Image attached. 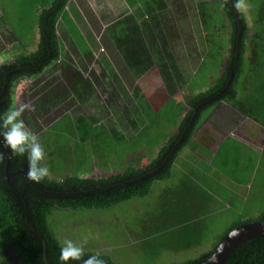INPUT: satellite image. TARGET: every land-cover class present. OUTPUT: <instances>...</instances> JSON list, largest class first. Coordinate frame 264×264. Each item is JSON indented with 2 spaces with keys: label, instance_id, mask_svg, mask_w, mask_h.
I'll use <instances>...</instances> for the list:
<instances>
[{
  "label": "rangeland",
  "instance_id": "374dc122",
  "mask_svg": "<svg viewBox=\"0 0 264 264\" xmlns=\"http://www.w3.org/2000/svg\"><path fill=\"white\" fill-rule=\"evenodd\" d=\"M240 3L255 37L254 43L264 45V0H240ZM221 4L214 1L199 3V10L202 6L205 10V5L211 7L209 16L204 17L203 13L200 18L206 35L212 30L227 35L226 29L231 25ZM36 6V0H0L3 12L0 28H3L4 34L5 31L8 36L10 32L15 33L18 38L11 45L14 48L10 50L12 56L23 54L26 52L23 51L25 45L30 44L32 24L38 17ZM26 9L31 15L20 18L21 12ZM72 30L76 32L75 39L81 43L76 29ZM60 45L62 47L61 42ZM223 48L224 44L213 46L186 81L191 93H198L201 85L210 83V87L215 83H211V77L217 78L222 69L225 60ZM173 52L178 55L174 48ZM203 52L198 46L196 53L199 58ZM182 54L185 56V50H181ZM128 62L127 66L133 67L135 73L141 62ZM248 63L249 59L244 55L243 64L248 66ZM58 69L56 66L52 73L58 74ZM119 69L114 67V70ZM151 71L149 74L160 76L158 65ZM48 77L44 72L34 80L15 84L10 108L22 103L30 106L21 118L26 128L40 137L46 152L43 163L50 169V179L59 180L72 175L101 177L120 172L137 153L142 154L140 166L144 165L155 156L159 144L175 133L183 114L181 110L187 108L186 86L184 91H177V96L173 95L171 101L161 106L157 117H151L148 106H140L142 100H137L135 107L128 104L130 98L119 95L114 97V106H108L113 99L99 96L76 100L69 96L71 90H64L61 94L64 99L60 104L59 87L43 92ZM39 85L40 90L36 89ZM155 86L158 88V84ZM258 94L261 97H257ZM252 95L258 99V104H249L245 109L255 118L263 120L264 91L263 94ZM92 100L97 104H106L108 109L104 106L101 113L88 114L84 106ZM163 100L155 99L154 104ZM78 101L82 103L78 104ZM53 103H56V108ZM210 109L202 112L201 120L208 116ZM169 113L173 116L169 122L164 121ZM78 114L82 117L79 118ZM100 115L105 116L106 121L102 125L93 124V119ZM130 118L143 120L129 127L126 121ZM214 122L218 127L224 121L214 119ZM82 133H87L90 138L82 141ZM158 135L166 137L159 139ZM158 139L159 142L156 141ZM240 144L237 138H229L218 152L212 153L200 142L190 141L175 160L172 175L154 181L145 197H134L109 208L56 209L48 217V224L60 244L65 238L76 243L87 239L84 251L107 255L116 264H181L195 259L213 250L221 237L233 227L260 221L264 212V145L256 150L247 147L253 150L250 155L254 154L255 158L247 160L236 157L239 148H242ZM206 161L213 166L209 175L206 173ZM199 198L205 199V202L202 200L203 206L198 202ZM0 256L5 258L6 264H22L17 252L8 246L0 247Z\"/></svg>",
  "mask_w": 264,
  "mask_h": 264
},
{
  "label": "crops",
  "instance_id": "0c3cea01",
  "mask_svg": "<svg viewBox=\"0 0 264 264\" xmlns=\"http://www.w3.org/2000/svg\"><path fill=\"white\" fill-rule=\"evenodd\" d=\"M51 1L36 0L38 16L45 4H49ZM211 1L221 2L222 0H68L56 23L58 41L59 44L62 43L60 55L56 62L49 65L44 71L50 77L46 79L47 85L45 88L43 87V92L59 87L58 91L61 92L71 90L69 96L73 98L92 99L105 96L113 99L111 100L112 104L110 103L108 106H114V97L117 98L119 95L130 98L131 101L128 104H134L135 107H137L136 101L142 100L143 103L140 106H148L153 111L171 101L170 97L177 96L179 91H184L185 86L188 90L187 100L195 94L204 93L209 88L210 83L201 85L198 93H191L186 84V81L195 73L199 63L204 61L203 58L209 54L213 46L224 44V48L221 50L225 52L223 55L225 60L222 69L219 71V76L225 73L232 55L231 26L226 29V36L225 33L220 35L219 32L214 33L213 30L206 35L202 27L200 18L203 13H205L204 17L209 16L211 7L205 5V10H203V6L199 10V3H211ZM28 11V9L23 10L19 17L28 18L31 15ZM2 15L3 12L0 10V17ZM34 20L30 44L25 45L23 51L26 52L22 53H29L37 48L39 41L38 17ZM72 28L76 29L81 38V43L75 39L74 34L76 32L74 33ZM2 29L1 27L0 64L13 61L14 57L19 55L12 56L10 54V50L14 49L11 48V45L18 40L16 34L10 32V36H8V32L5 31L4 34ZM158 35L165 36L166 44L172 53L173 62L179 70L178 74L173 75L171 73L168 67L169 61L161 50ZM170 36L172 38L169 41ZM254 38L250 25L247 24L246 54L244 53V55L249 59V65H242L236 84V100L244 109L249 104H258V99L254 98L252 94L259 92L263 94L264 91V62L262 61L264 45L255 44ZM158 46L159 49H157ZM198 46L201 47V51L204 50L200 58L199 54L196 53ZM173 48L178 55L174 54ZM181 50H185V56L183 54L181 56ZM128 60L129 62H141L135 73L132 71L133 67L128 68ZM149 62V68L144 69ZM157 65L160 71L159 77L155 74H149L152 72L151 69ZM56 66L59 67L58 74L52 73ZM116 66L121 68L119 69L120 72L114 70ZM61 67H65V69L60 70ZM39 75L24 77L18 84L34 80ZM217 78L211 77V83ZM125 82H128L129 85ZM153 83L158 84V88ZM248 87L252 89L242 90ZM40 88L39 85L36 89ZM243 95H247L249 99L243 98ZM257 97H261V95L258 94ZM155 99L164 100L161 103L158 101L159 103L156 105L154 104ZM77 103L81 104L82 102L79 103L78 101ZM108 106L106 107L104 103L97 104L92 100V102L88 101L84 108L88 114H99L103 111V107L108 109ZM210 108L208 116L202 119L190 141L200 142L213 153L218 152L229 138H237L241 142L242 148H239L240 151L236 157L247 160L255 159L254 154L250 155V152L253 153L252 147L256 150L255 148L264 145V119L259 120L250 112L244 113L226 101H221ZM185 110L182 108L181 117ZM110 111H112L111 108ZM106 119V117L101 118L96 124L102 125L101 123ZM214 119L224 122L216 127ZM161 145L159 144V146ZM247 147L251 148L248 149ZM205 165L208 166L206 173L209 175L213 166L209 161H206ZM172 167L170 176L172 175ZM85 177L98 178L89 175ZM199 199L200 204H202V200L205 202L204 198Z\"/></svg>",
  "mask_w": 264,
  "mask_h": 264
},
{
  "label": "trees",
  "instance_id": "16d2710c",
  "mask_svg": "<svg viewBox=\"0 0 264 264\" xmlns=\"http://www.w3.org/2000/svg\"><path fill=\"white\" fill-rule=\"evenodd\" d=\"M67 2L68 0H52L40 11L39 41L34 51L23 53L14 57L13 61L0 64V113L10 108L14 86L22 78L41 74L59 58L60 44L56 23ZM237 2L240 0L221 1L232 28V55L225 73L219 75L215 83L204 93L195 94L187 100V108L179 120L175 133L167 137L155 156L144 165L140 166L142 154L137 153L132 156L133 160H130L122 171L104 177L72 175L59 180L46 177L40 183H33L25 178L26 159L9 156V171L15 174L8 184L5 179L6 153L3 144H0V239H2L0 247L8 246L11 250H15L22 264H61L58 259L61 244L48 224V217L54 210L109 208L134 197H145L149 194L154 181L164 180L170 176L175 158L189 143L202 121L201 115L206 108L226 101L244 113H248L236 100V84L243 65L247 32L243 12L234 7ZM158 38L161 50L169 61L168 67L171 73L178 74L179 70L173 62L165 36L158 35ZM149 66L150 62L144 69ZM128 67L131 69V66ZM63 68L65 69L61 67L60 70ZM61 94L63 93L60 92L58 96L60 104L64 99ZM74 99L79 100L81 97H74ZM53 107H57L56 103H53ZM150 113L151 117H157L160 115V109L151 110ZM78 115L79 118L82 117L81 114ZM172 116L169 113L164 121H168ZM103 117L105 118L103 115L95 117L92 123L96 124ZM142 120L143 118H130L126 122L130 127V125L139 124ZM154 136L157 137V135ZM158 136L159 139L166 137V135ZM89 138L87 133L81 134L82 141ZM159 139L156 141L159 142ZM260 221H264V212L260 215ZM211 252L212 250L181 264H199ZM90 255L94 253L84 251L83 258L86 259ZM100 258L104 260V264H116L107 255L100 254ZM224 264H264V238H251L239 244Z\"/></svg>",
  "mask_w": 264,
  "mask_h": 264
},
{
  "label": "clouds",
  "instance_id": "9594fccd",
  "mask_svg": "<svg viewBox=\"0 0 264 264\" xmlns=\"http://www.w3.org/2000/svg\"><path fill=\"white\" fill-rule=\"evenodd\" d=\"M234 7L241 9L242 4L237 2ZM26 109H30V106L22 103L0 113V144L8 150L9 156L24 157L27 161L25 178L33 183H40L50 175V169L43 163L46 152L40 137L27 129L21 118ZM86 243L87 239L80 243L69 238L63 239L58 257L61 264H69L70 261L73 264H104L99 253L83 258ZM0 264H6L3 256H0Z\"/></svg>",
  "mask_w": 264,
  "mask_h": 264
},
{
  "label": "water",
  "instance_id": "95a60500",
  "mask_svg": "<svg viewBox=\"0 0 264 264\" xmlns=\"http://www.w3.org/2000/svg\"><path fill=\"white\" fill-rule=\"evenodd\" d=\"M5 179L10 184V178L15 174L9 171V154L5 149ZM19 172L24 173L22 170ZM24 204L26 201L23 197ZM251 238H264V221L245 222L225 233L212 252L199 264H224L231 252L241 243ZM69 264H73L70 262Z\"/></svg>",
  "mask_w": 264,
  "mask_h": 264
}]
</instances>
